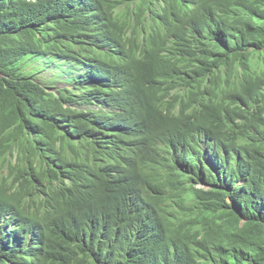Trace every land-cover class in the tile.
Listing matches in <instances>:
<instances>
[{"label":"trees","instance_id":"1","mask_svg":"<svg viewBox=\"0 0 264 264\" xmlns=\"http://www.w3.org/2000/svg\"><path fill=\"white\" fill-rule=\"evenodd\" d=\"M0 264H264V0H0Z\"/></svg>","mask_w":264,"mask_h":264},{"label":"clouds","instance_id":"2","mask_svg":"<svg viewBox=\"0 0 264 264\" xmlns=\"http://www.w3.org/2000/svg\"><path fill=\"white\" fill-rule=\"evenodd\" d=\"M128 9H129V18L131 20H134L135 18H137L134 15V11L140 13L141 15L145 16L146 18H150V9H145V8H139L137 7V2H133L128 4ZM119 10L121 11H125L126 9L124 8V6L122 5ZM174 18L173 14L170 15L169 19ZM138 35L144 36V34L142 32H139ZM184 89H180L178 92H180V95L178 96L177 100H175L173 98V96H171V94H164L160 96V103L162 104L163 107L168 108V110L170 111V114L173 116H182L185 118V122L188 125H191L192 123H194L195 121H197V118L201 116V111H194L195 109V101H194V96L195 94H193V92H188L187 89L188 87H183ZM188 94V95H187ZM186 95V96H183ZM182 103H186L188 104V113L184 114L181 112V104ZM209 142L211 141V137H208ZM203 146L205 145L204 142H202ZM206 152V153H205ZM203 157L206 158V160L204 159V162H211L221 168H223V166L221 165H225L227 167H229L228 164H232L233 161H235L236 155H235V151L233 149V143L230 144H219V146H215L213 144V147L208 151H205ZM159 184V183H158ZM140 185V184H139ZM138 185V187H139ZM141 195L146 197V195H148V197H159L154 191L153 189L150 187V183L147 184L146 186V191L143 192V190L141 189ZM169 196V195H168ZM167 201H164V204H162V202H160L159 204V209H158V215L160 217L161 215V209L163 208V206L165 207H169L167 206ZM137 213H141V216H147L148 210L146 207H140L138 206L136 208ZM142 222H144V219L142 218L141 220Z\"/></svg>","mask_w":264,"mask_h":264},{"label":"rangeland","instance_id":"3","mask_svg":"<svg viewBox=\"0 0 264 264\" xmlns=\"http://www.w3.org/2000/svg\"><path fill=\"white\" fill-rule=\"evenodd\" d=\"M45 72H49V71L46 70ZM41 74H42V72H41ZM204 159L206 160V158H204ZM3 169H4V168H3ZM194 186H196V187H200V188H203V189H208V187H210V185H208V184H206V183L194 184ZM171 210H172L173 212L180 211L176 206H174L173 208H172V206H171Z\"/></svg>","mask_w":264,"mask_h":264},{"label":"bare ground","instance_id":"4","mask_svg":"<svg viewBox=\"0 0 264 264\" xmlns=\"http://www.w3.org/2000/svg\"><path fill=\"white\" fill-rule=\"evenodd\" d=\"M234 187V186H233Z\"/></svg>","mask_w":264,"mask_h":264}]
</instances>
